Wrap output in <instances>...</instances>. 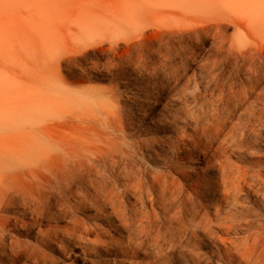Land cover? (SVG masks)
I'll use <instances>...</instances> for the list:
<instances>
[{
	"label": "bare ground",
	"instance_id": "6f19581e",
	"mask_svg": "<svg viewBox=\"0 0 264 264\" xmlns=\"http://www.w3.org/2000/svg\"><path fill=\"white\" fill-rule=\"evenodd\" d=\"M213 2L227 7L226 16L235 26L226 49L230 58L234 62L240 59L259 72L264 59L258 61L251 48L252 39L264 26V7L257 0H0V31L30 30L23 38L0 42V74L20 73V53L30 55L33 70L52 59L56 63L64 60L70 67L79 55L86 56L91 46L113 53L112 60L103 64L104 69L110 70L120 66L138 42H146L158 33L139 28L140 12L178 10L183 20H189V7ZM24 8L37 12L34 19L39 26L35 27L31 17L22 13ZM99 75L103 76L101 70ZM97 78L74 76L73 69L66 76L60 69L52 78L36 82L33 102L26 101L21 92H14L9 81L0 78V263L5 259L12 263L24 256L36 263L55 262V253L67 250L65 239L69 246L78 242L103 250L106 246L101 245L102 237L113 239L110 230H121L122 225H127L125 199L129 197L133 198L136 222H140L142 213L139 204L148 201L152 228L156 227L160 209L170 224L177 221L182 230L192 224L193 232L199 228L210 232L213 215L220 210L219 198L204 204L201 210L196 193L187 191L185 183L170 171L148 172L141 164L130 170L112 171L111 175L105 173L112 167L115 170L119 163L116 157L123 153L116 137L104 149L102 143L96 142L101 139L86 135L89 131L96 137L119 131L126 135L125 120L116 112L101 117L92 108H83L82 101L100 95V86L86 84ZM76 86L82 88L81 95L75 94ZM182 103L171 109L165 123L154 118L151 123L155 136L140 139L139 143L184 154L185 158L196 154L205 160L210 156L217 162L225 148L231 112L226 108L208 112L196 109L187 100ZM226 104L230 107L229 102ZM222 163L221 177L210 184H216L217 190L219 185L228 184L226 163ZM177 176L190 179V175L178 172ZM71 212H76L72 224L62 225V219ZM100 217L107 221L108 229L97 221ZM115 218L121 220L120 226ZM234 226L229 218L227 231L231 232ZM32 228H38L33 245L20 239L23 230ZM232 243V247H226L231 260L235 254L244 264H264L250 245L241 247L234 240ZM193 253L201 255L196 248Z\"/></svg>",
	"mask_w": 264,
	"mask_h": 264
},
{
	"label": "rangeland",
	"instance_id": "374dc122",
	"mask_svg": "<svg viewBox=\"0 0 264 264\" xmlns=\"http://www.w3.org/2000/svg\"><path fill=\"white\" fill-rule=\"evenodd\" d=\"M257 2L264 7V0ZM226 12L227 7L216 2L189 7V20H183L178 10L140 12L139 28L158 33L146 42H138L124 56V62L110 70L104 69L103 64L112 60L113 53L91 46L89 53L79 55L70 67L64 60L59 65L52 59L33 70L30 55L20 53L22 68L17 70L20 73L0 74V78L9 81L14 92H21L28 102L35 101L36 82L52 78L60 69L66 76H70V69H73L77 77H98L86 84L100 86V95L90 96L81 105L86 110L92 108L101 117L119 113L125 120L126 132V135L119 131L96 137L89 131L86 135L90 139H101L96 142L102 143L104 149L110 139L116 137V144L123 153L116 157L119 163L115 170L112 167L105 173L111 175L112 171L130 170L135 164H141L148 172L170 171L185 183L187 191L196 193L201 210L204 204H212L219 198L220 210L213 215L215 219L210 232L201 228L193 232L192 224L183 231L177 221L170 224L160 209H157L156 227L152 228L147 214L148 201L139 204L142 213L140 222H136L131 205L133 198L129 197L125 199L127 225H122L121 230H110L113 239L102 237L104 243L101 245L106 246L103 250L96 251L94 246L78 242L69 246L65 239L67 250L55 253L58 259L55 262L36 263L24 256L12 263L5 259L0 264H244L235 254L231 256L233 260L227 256L226 247H232L233 240L241 247L250 245L257 258L264 262V67L255 72L240 59L232 61L226 49L235 26L228 20ZM22 13L31 17L35 27L39 26L38 20L34 19L37 12L30 13L24 8ZM29 33V29L22 28L0 31V42L23 38ZM251 48L258 61L264 59V26L252 39ZM100 70L103 76L99 75ZM81 89L76 86L78 93L75 94L81 95ZM238 91L241 92L239 95L236 94ZM183 100L194 103L199 110L215 112L218 109L221 112L226 108L231 112L225 148L217 162L210 156L205 160L196 154L185 158L184 154L176 155L160 147L139 143L140 139L155 136L151 123L154 118L165 123L171 109L182 105ZM222 161L226 163L224 171L228 173V184L219 185L217 190L216 184L211 187L210 184L221 177ZM177 172L190 175V179L178 177ZM75 213H69L60 223L71 225ZM229 218L235 223L231 232L227 231ZM97 221L108 229L103 217ZM114 222L119 226L122 224L118 218ZM37 231L38 228L23 230L20 239L33 245ZM195 248L201 255L194 256ZM44 249L49 252L47 246Z\"/></svg>",
	"mask_w": 264,
	"mask_h": 264
}]
</instances>
